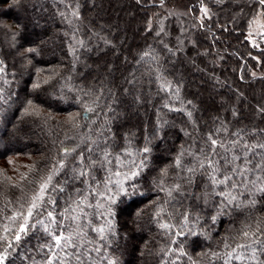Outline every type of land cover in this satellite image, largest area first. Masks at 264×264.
I'll return each instance as SVG.
<instances>
[{
    "label": "trees",
    "instance_id": "1",
    "mask_svg": "<svg viewBox=\"0 0 264 264\" xmlns=\"http://www.w3.org/2000/svg\"><path fill=\"white\" fill-rule=\"evenodd\" d=\"M129 1L142 22L158 5ZM163 1L188 6L194 24L183 47L175 46V24L168 48L147 27L139 35L127 24L130 60L117 62L111 88L92 63L113 46L100 50V34L115 32L92 24L86 0H0L3 264H264V48L247 36L264 4ZM199 48L207 51L197 57L201 95L187 61ZM222 92L227 105L219 114ZM135 102L142 112L132 115ZM117 181L135 184L138 194L117 196ZM45 228L67 239L57 245Z\"/></svg>",
    "mask_w": 264,
    "mask_h": 264
},
{
    "label": "rangeland",
    "instance_id": "2",
    "mask_svg": "<svg viewBox=\"0 0 264 264\" xmlns=\"http://www.w3.org/2000/svg\"><path fill=\"white\" fill-rule=\"evenodd\" d=\"M152 2L158 5L148 12L149 21L146 22L145 20L144 22H142L141 20L144 17L143 12L141 13L139 10H135L129 0H86V13L87 15L92 16V24L96 23V26L98 25L99 27H108L110 28V30H113V32H115L114 34L111 33L108 35L100 34V37L98 38L100 50L106 49L105 44H112L113 46L107 54L106 60L100 58L97 62L92 63L97 68L101 69L102 67L105 70L106 74L109 75L110 81L113 78V74L116 72L117 62L120 61V59L125 62L130 60L129 55L127 54V47L130 48L129 41L131 39V32L130 29L126 32L125 29H122L123 27L126 28L127 24H131V30H133L134 34L138 33L139 35L143 34V30L145 29V27H147L148 29L153 31L156 37H159L162 42H166L167 48L169 47V45L167 44V36L171 32L169 31V29L171 24H175L180 29V35L177 37V40H175L177 41L175 46L177 49H181L183 47V43L188 37L189 29L193 27L194 24L189 18L188 6H184L176 1H174L175 3H172L170 1L164 2L163 0H152ZM204 9H207L206 15ZM137 13L138 16L132 18L133 14L137 15ZM208 15L209 7L205 6L199 13V19L203 20L208 17ZM139 24H143V27L138 28L137 30L136 27ZM89 26H91V24H89ZM247 36L250 39L251 43L257 46V48H264V18L262 12H258L252 19ZM195 52L196 54H192L191 56L187 57V61L191 64V68L193 70V76L191 79H193L194 82L198 84L194 86V88L197 90V93L201 95V93L204 92V89L201 86V82H205V79H203V77L199 75L201 74L199 72L202 71V69L204 70V68L200 65L197 57L199 55L206 57L205 55L207 54V51L205 49L199 48L196 49ZM94 53L96 55V53L98 52ZM217 56L218 53L212 55V57L207 58L210 60V62H213ZM206 73L207 75L216 79L214 76V73L216 72L213 73L212 70H208ZM125 77L126 76L121 75L119 77V80H121V82H125ZM103 79L105 80L104 83H106V76H104ZM123 85H125V83H123ZM108 86L111 88L113 87L112 81L109 82ZM224 89L227 90L226 87H224ZM259 91L260 90L257 89V92ZM227 92L228 91H226L225 93ZM126 93L128 96H130L129 91ZM225 93H216V99L220 104L218 106L219 114L225 111L227 105V99L224 95ZM241 94L244 95L243 100H246L245 94ZM246 101L247 103L245 102L244 105L249 107L250 101ZM262 101V96L260 98L256 96V103L261 104ZM139 105V102L131 104L130 110L132 115H137V112H142V107ZM212 116L214 117V115Z\"/></svg>",
    "mask_w": 264,
    "mask_h": 264
},
{
    "label": "snow or ice",
    "instance_id": "3",
    "mask_svg": "<svg viewBox=\"0 0 264 264\" xmlns=\"http://www.w3.org/2000/svg\"><path fill=\"white\" fill-rule=\"evenodd\" d=\"M260 3L264 4V0H260ZM204 12H205V15H206L207 14V9H204ZM28 51H35V49H29ZM3 71H4L3 68H0V72H3ZM33 87L34 88L39 87V84L33 85ZM87 111H92V109L89 108V109H87ZM189 115H191V114L189 113ZM211 143L213 145H216L217 142L215 140H212ZM259 147L264 148V144L259 145ZM66 151H68V150H66ZM142 151L144 153H148L150 151V149L148 147H145ZM105 155L107 156V154H105ZM233 159H240V157H234ZM177 163H179V161H177ZM143 166H144V161H141L140 164L137 165V167L139 169H141V170H142ZM60 167L63 168L64 167V164L61 163L60 164ZM139 174H140L139 171L131 172L130 175H125L124 179L125 180H131L133 177L138 176ZM80 175L81 176L82 175H85V173L81 172ZM116 175H120V173L117 172ZM51 179H52V177L49 176L48 179H47V181L44 182L43 184H41L40 194L37 197L34 198V202L29 207L28 212H27V216L25 217V223L20 226L19 232L14 237V239L16 241H19L21 239V233H25V234L27 233V231H28V218H30V217L33 216V209L38 208V204L35 203V200L43 199V195H44L45 189H47L48 184L51 182ZM227 179H230V177H226L225 178V180H227ZM224 182L225 181H219V183H224ZM114 186L118 188V192L116 193L117 196H123L125 198H130V197H134L135 195L138 194L137 193V188H136V185L135 184H129L128 187H124V182L123 181H117ZM177 187H179V186H177ZM108 199H109V203L110 204H114L116 202L115 198L112 197V196H109ZM229 203H231V201H229ZM226 206L227 205H225V207ZM48 216L49 217H53V214L51 212H49L48 213ZM213 220H215V217H213ZM52 222L55 223V218L54 217L52 219ZM40 223H42V221H37V224H40ZM31 227L34 228V227H36V225L35 224L34 225H31ZM162 227H166V225H162ZM45 231H48L49 234L53 236V239L56 241L57 245L60 244L61 240L67 239L66 237H63L62 235H55V234H53L50 231V229H48V228H45ZM100 231H103V229H101ZM244 235L247 236L248 233H245ZM241 247H243V246H241ZM252 258L255 259V253H253V257ZM236 259H243V257L237 256ZM4 260H5V256L3 254H0V264H3V261ZM113 264H115V262H113Z\"/></svg>",
    "mask_w": 264,
    "mask_h": 264
}]
</instances>
